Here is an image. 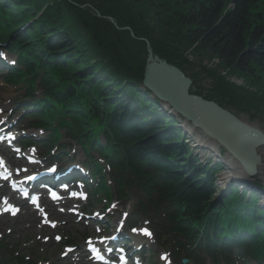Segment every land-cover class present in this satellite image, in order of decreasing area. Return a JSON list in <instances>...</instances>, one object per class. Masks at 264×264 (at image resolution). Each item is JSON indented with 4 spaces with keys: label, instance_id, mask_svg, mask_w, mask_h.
<instances>
[{
    "label": "trees",
    "instance_id": "1",
    "mask_svg": "<svg viewBox=\"0 0 264 264\" xmlns=\"http://www.w3.org/2000/svg\"><path fill=\"white\" fill-rule=\"evenodd\" d=\"M9 1L12 8L0 0L3 4L0 8L11 14L9 18L0 13V34L7 33L5 37L12 36L20 22L34 20L37 13L48 6L41 19L32 21L25 33L15 34L11 39V45L19 53L20 65L26 67L21 80L31 76L35 82L41 78L45 92L41 107L47 109L48 126L51 128L52 121L58 120L60 126L79 141L86 138L89 131L97 136L104 135L113 174L121 182L139 187L154 203L164 204V208L170 211L168 214L173 225L183 228V223L197 219L213 207L215 204L210 201L215 193L214 180L208 175L209 171L193 169L187 163L182 167L179 161L182 154L177 152L182 148L175 145L176 136L161 132L164 123L158 126L155 121L144 118L148 125H141L138 115L143 111L126 112L127 101L120 103L122 100L117 97L123 93L113 88L114 85L123 87L131 100H137L139 107L145 106L146 103L133 91L140 92L137 79L143 72L146 58L138 59L137 53L142 51H136L129 43L127 46H131L132 51L116 53L113 45L119 49L120 44L126 43L118 40L116 27L106 17L112 16L119 23L126 20L128 26L131 18L122 12L125 10L119 4H114L126 0H90L92 8L98 6L94 8L106 13L105 21L80 6L81 0ZM181 1L189 6L183 40L208 51L225 67L254 84L247 91L249 94L244 101L247 106H256V99L263 102L257 85L261 82L260 76H264V0ZM139 2L140 8L134 10L135 18H144L146 12L155 11L154 0ZM65 25L67 29H58ZM80 44L87 48L82 49ZM128 56H135L136 62L131 64ZM160 57L173 61L167 58V54ZM78 59L85 60L86 64L82 66ZM92 63L93 67L89 68ZM93 68L97 73L92 71ZM100 70L106 72L105 76ZM109 83L115 84L113 87L104 86ZM234 90L225 82L223 91L215 87L214 92L218 97H231L228 94ZM210 97L217 99L211 94ZM250 98L252 103L248 102ZM233 102L239 104L237 100ZM234 103L229 104L234 106ZM56 133L59 136L57 130ZM160 155L167 161L160 162ZM148 156L154 161L153 167L149 166ZM231 199H226L227 206L232 203ZM228 225V229L235 230L230 221ZM206 240H209L207 236Z\"/></svg>",
    "mask_w": 264,
    "mask_h": 264
},
{
    "label": "rangeland",
    "instance_id": "2",
    "mask_svg": "<svg viewBox=\"0 0 264 264\" xmlns=\"http://www.w3.org/2000/svg\"><path fill=\"white\" fill-rule=\"evenodd\" d=\"M2 1L5 2L6 0H2ZM131 2L133 5H131ZM121 3L122 4L114 2L115 6H118L117 4H119L120 7H122L125 11H122L120 8L119 9L122 12H124V14L129 16L131 19L129 18L130 20H128L129 22L128 26H126L125 23L126 20H123L120 23L118 22L119 24L116 25L117 27L115 26L116 27L115 30L117 32L115 34L118 36V40L125 42L126 45L120 44L121 47L119 49L117 45H113V47L116 48V53L126 52L127 50L132 51V49L130 48L131 46L135 47L136 51L139 52L142 51V53H137L138 59L140 57L146 58L143 72L141 75H139L141 79H144L145 74L143 75V73H145L146 71L145 68L147 65L146 62L147 56L149 49L151 47L157 55L160 54L163 56L164 54H167V58H170L174 62L179 64L181 66V69L185 73H187L189 77L193 79L194 85L192 86V90H195V92L193 93H198L199 95L214 101L215 99L210 97V94L213 95L214 98H217L215 100L217 103L234 111L236 115L242 116V118L249 119L251 122H256L264 130V103H263L264 101L261 102L260 100L256 99V102H258L256 106H247L244 103L246 97H248L249 94L247 91H250L251 85L254 84H252L250 80L243 79L239 74L233 72L234 71L233 69H228L227 67H225L218 58L213 57L208 51L198 48V45H194V43L193 45H190L189 43H187V41L183 40L184 33L186 31L185 23L189 12V6L184 4L185 2L181 0H154L155 11L146 12L144 18L134 17L135 8H140L139 4L141 3L139 2V0H126V1H122ZM80 4H81L80 6L88 10L89 13H91L93 16L95 15V18L105 21L107 17V20L110 21L112 24L113 22H115L116 18H113L112 16H106V13L94 8L98 6L93 5L92 8V4L90 3V0H81ZM90 6L91 8H89ZM183 18H185L184 21ZM66 26L67 25H65L63 28H58V29L59 30L67 29ZM71 30L74 32V29ZM128 43L131 45L130 47L127 46ZM140 44L141 46H138ZM80 46L82 49L87 48L86 45L84 46L80 44ZM145 50H146V54H145ZM137 58L135 56L133 58H130V56H128L127 60L132 64L133 62H136ZM89 59L91 60L90 57ZM173 61L169 63L174 64ZM78 62H80L82 66L83 64H86L85 60L78 59ZM176 63L174 65H176ZM88 67L92 68L93 63L90 64V66ZM96 70L97 69L93 68L92 71L97 73ZM100 72L103 73L102 74L103 76H105L106 73L105 71L100 70ZM219 76H221L222 78L219 79L218 78ZM4 80H5L4 74L0 72V103L4 102V104H6L7 106L6 108L8 109L7 111H3V112L0 110V115H3L4 117H8L10 121L16 123L18 122L20 113L17 112V105L15 107H13V105L17 103V99L23 96L24 90L21 85L8 86ZM260 80L262 84L261 82L258 83L259 85H257L258 87L257 90L261 98H264V76L262 78L260 76ZM225 82L228 83V85L230 83V85H232L235 88V90L233 92L232 91L229 92L230 94L228 95H230L231 97L229 96L218 97L215 94L214 89L215 87H219V90L223 91V85ZM114 84L115 83H109L107 85L104 84V86L110 85L111 87H113ZM113 88L114 89L116 88L117 91L121 89V91L125 93L123 98L127 96L126 95L127 92L124 90V88H119L118 86L115 85ZM129 88H133V87H129ZM142 89L144 88L142 87ZM133 92L138 93V95L141 98H143L141 92L136 91V89ZM260 92L262 93L260 94ZM122 95L120 94L117 97L122 99L121 98ZM128 98L130 99V97ZM236 100L239 101L238 105H236L233 102ZM131 101L134 102L135 99ZM123 102L124 101L122 100V102L120 103ZM248 102L252 103L253 101L250 98ZM145 103H144L145 106L142 107L140 110L143 111L144 113L143 117L142 119L138 120L141 125H148L144 120V118L146 114L149 116L152 115V109L154 107L151 103V100H149L147 97ZM229 103L232 104L234 103L235 107ZM115 107H117L116 103H115ZM125 111L126 112L130 111V109L127 110L125 108ZM131 113L132 111L130 112V114ZM161 117L165 125L164 130L161 132L174 131V130H170L169 128L171 125L177 124L173 122L174 119L163 113ZM129 118H134V117L129 115ZM17 126H19V124H17ZM23 126L26 125L20 123V127L23 128ZM177 126H179V123L177 124ZM25 131L31 133V131L29 130H25ZM173 136H176L175 139L180 140L178 141V144L182 142L181 139L183 137H180L179 134H175ZM199 147H204V150H201L204 151V153H202L200 157L194 154L193 156L195 158L194 157L193 158L194 160L198 159V161L196 162L199 165H201L203 169L205 170L211 169V171L214 170L215 174L212 175L208 174L214 180L213 189L215 192L210 202H215V201L217 202L219 200L218 198L222 196L221 194L224 193L223 190L219 187L220 186L219 180L225 176L226 171H228L229 169H227L224 166L223 164L224 160L214 151V148H207L211 152V153H207V149L205 148L206 147L205 145L204 146L199 145ZM184 149H181L177 152L185 156L187 155L186 153L187 149L186 150ZM222 154L224 155V153ZM184 156H181V159L179 160L180 162H182L180 163L182 167H184V165H186L187 163V159L184 160ZM201 156L203 158L210 156L211 159H207L208 158L207 157L205 161L204 159L201 158ZM186 157L187 156H185V158ZM199 159L201 161H199ZM13 161L15 163L19 162V160L17 159H14ZM200 162L202 164H200ZM205 162H207L208 164H206ZM214 163H217V165H214ZM239 170L241 169H233V172ZM202 179H206V178H202ZM248 181L250 180L248 179ZM247 190L249 189L247 188L246 191ZM226 194L227 193H224V195ZM250 195L254 196V198L256 197V195L252 192L250 193ZM227 202L228 201H224V203ZM257 206H258V202H257ZM260 207L263 208V206ZM93 210L103 211L101 206H96ZM41 221L44 220L41 219L39 216H37V223H35L34 228H32L31 227L32 223H30V220L29 221L23 220L21 217H18L17 219H12L7 216L4 219H0V237H2L4 245L9 247V249H3L0 251L1 256H3V259L0 258V261L3 262L4 264L11 263L10 261L12 262L16 261V255L19 254V255L35 256L37 264H88L87 263L88 260L86 258H83L81 254L73 255L72 253H67L64 243L65 238L70 236L71 240H76L77 246L83 244V240L82 238H80L78 232L89 231V229L86 228V224L84 223V221L77 224L76 218L62 215L59 217L61 226L57 232L51 231L50 229L47 228V226H45V229L39 232L38 228L40 227ZM18 222H21V225H19V229L16 232H14L12 230V226L17 225ZM10 230H12L13 233H8ZM55 233H59L60 235L64 236L62 243L55 242V240L53 239V234ZM149 249L153 252L157 251V253H154L155 257L153 258L155 261H157L159 253L163 251H158L157 247L155 246V243L152 246H150ZM78 252H81L80 247ZM68 256L70 257L68 258Z\"/></svg>",
    "mask_w": 264,
    "mask_h": 264
},
{
    "label": "water",
    "instance_id": "3",
    "mask_svg": "<svg viewBox=\"0 0 264 264\" xmlns=\"http://www.w3.org/2000/svg\"><path fill=\"white\" fill-rule=\"evenodd\" d=\"M185 76L180 69L154 57L152 51L149 50L143 85L167 102L177 113L190 120L195 127L202 128L199 115L207 113L209 116L212 114L213 118L209 121L213 125L210 129L206 126L204 133L218 141L227 152L229 149H233L235 152H242V150L250 152V150L253 151V145L263 142V136L255 133L257 130L249 128L236 118L233 120L234 116L221 109L217 104L191 95L192 81ZM224 137L232 139L234 143ZM241 138L243 141L240 140ZM237 141L239 144L236 143ZM237 159L239 164L245 168L250 165L244 158Z\"/></svg>",
    "mask_w": 264,
    "mask_h": 264
},
{
    "label": "bare ground",
    "instance_id": "4",
    "mask_svg": "<svg viewBox=\"0 0 264 264\" xmlns=\"http://www.w3.org/2000/svg\"><path fill=\"white\" fill-rule=\"evenodd\" d=\"M4 5L6 7H9V8L13 7V5H11V2L9 0H6L4 2ZM113 24H114V26H116L118 24V21L115 20V22H113ZM4 27L5 26H3L2 28H4ZM9 39H10V37H5L3 40H9ZM196 95H198V94H196ZM200 98H202V96H200ZM2 105H4V104H2ZM168 110L170 111V116L173 119H176V121H173L174 123H178V122L181 123L182 121L186 120L184 116H181L180 114L175 113L171 109H168ZM223 110H225L227 113H229L232 116H234L233 120L235 118L237 120H240L241 122H243L249 128L257 130V131H255L256 134H261L263 136V139H262L263 142L261 144L253 145V147H252L253 151L250 150V152H248V151H243L242 150V152H235L233 149H231V150L229 149L230 151L227 149L228 150V154L226 156L222 157V158H223L224 162H226V163L228 162V165L229 164L233 165L232 168H234V169H237V166H240L239 164L236 163V162H238L237 158H244L245 160H247V162L252 166L253 172L257 173L256 176L258 178L262 179V181H261V183L263 182L262 186L261 187H257V188L262 192V193L260 192L261 196H262V204H260V205L264 207V130L256 122H251L249 119L242 118V116H239V115L236 116V114L232 110H229V111L226 110V109H223ZM199 116H200L199 117L200 121H202L201 124H202L203 128L202 127H197V128H200L198 130H200V131H202L204 133V131L206 129V126H207L208 129H210L212 127L213 123L211 121H209V120L213 118V115L210 114L209 116H207V113H206L205 115H199ZM153 121H155V124H157L158 126L162 125L161 123L164 122L163 120L158 119V118H153ZM196 121H199V120H196ZM173 127H178V126H174L173 125ZM192 128H194V126H191L189 121L188 122L187 121L183 122L182 129H184V130H186L188 132L189 131L190 132H195ZM248 129H246V131H248ZM173 134L174 135L175 134H183V132L181 131L180 128H177V131H175ZM204 134L197 135V138H198L197 141L198 142L197 141L194 142L193 138H190V141L193 142L194 145H196V143H199V145H203V146L205 145V146H207L209 148H214V151L217 154H220V152H219L220 148L217 145V144H219V142L218 141H214L213 139L207 137L209 135L205 136ZM224 139L232 141V139H230L228 137H224ZM240 140H242V138ZM236 143L239 144L238 141ZM196 148H198V146ZM228 169L229 170L226 171L225 176L222 177L219 180V185H220L219 187L222 190H225V191L230 190L232 188L231 185L234 184L233 181L238 182L237 184L240 185L242 187V189H244L246 186L255 188L254 185H251L248 182V179H250V178L255 176V174L253 172H248L247 170H239V171L233 172V171H231L232 169L230 167ZM252 175H254V176H252ZM236 176H238V179H237ZM46 178H47V176H45V179ZM234 179H236V180H234ZM10 200H13V199L10 198ZM3 208H5V206H3Z\"/></svg>",
    "mask_w": 264,
    "mask_h": 264
},
{
    "label": "snow or ice",
    "instance_id": "5",
    "mask_svg": "<svg viewBox=\"0 0 264 264\" xmlns=\"http://www.w3.org/2000/svg\"><path fill=\"white\" fill-rule=\"evenodd\" d=\"M54 226V225H53ZM145 234L146 235H151V233H148L146 230H145ZM57 239H59V237H57Z\"/></svg>",
    "mask_w": 264,
    "mask_h": 264
}]
</instances>
